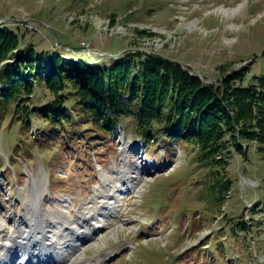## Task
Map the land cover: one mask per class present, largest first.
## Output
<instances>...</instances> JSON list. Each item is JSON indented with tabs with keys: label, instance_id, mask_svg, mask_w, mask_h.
<instances>
[{
	"label": "rangeland",
	"instance_id": "obj_1",
	"mask_svg": "<svg viewBox=\"0 0 264 264\" xmlns=\"http://www.w3.org/2000/svg\"><path fill=\"white\" fill-rule=\"evenodd\" d=\"M0 22L42 48L90 40L98 57L81 52L105 66L128 51L177 60L209 83L221 78V64L264 73V0H0ZM135 123L125 117L107 140L0 124V217L11 229L29 213L47 221L63 210L75 219L72 209L82 204L77 216L106 177L118 183L123 173L134 189L117 195L110 221L118 226L77 260L126 250L114 264H264V152L252 145L233 155L231 196L216 203L193 146L156 135L149 144ZM51 237L37 235L54 250Z\"/></svg>",
	"mask_w": 264,
	"mask_h": 264
},
{
	"label": "trees",
	"instance_id": "obj_2",
	"mask_svg": "<svg viewBox=\"0 0 264 264\" xmlns=\"http://www.w3.org/2000/svg\"><path fill=\"white\" fill-rule=\"evenodd\" d=\"M83 49L60 41L42 48L0 22V124L107 140L132 117L150 144L156 135L194 147L216 203L232 191L233 155L252 145L264 152V73L221 64V78L209 83L157 53L127 51L105 66Z\"/></svg>",
	"mask_w": 264,
	"mask_h": 264
},
{
	"label": "bare ground",
	"instance_id": "obj_3",
	"mask_svg": "<svg viewBox=\"0 0 264 264\" xmlns=\"http://www.w3.org/2000/svg\"><path fill=\"white\" fill-rule=\"evenodd\" d=\"M222 10L228 12L225 6ZM117 181L118 183L106 177L102 186L97 189L98 195L83 205L75 219L66 216L63 210H59V212H52L51 220L40 219L42 221L39 222L37 217L33 219L29 213L16 225L15 229H11L8 221L0 217V264H38L42 262L41 260H43L42 264H66V259L62 256H65V253L68 254L70 249L82 250L85 254L87 248L90 247L89 244L100 243L106 228L110 229L113 224H119L118 221H110L112 213L120 207V199L117 195L120 191H125V188L134 189V184L130 176L123 173ZM43 190V187H39V194ZM37 197L35 196V200ZM96 223L102 227L101 230L93 227ZM45 232L51 234L54 247L56 246L54 250L57 249L56 253L59 252L56 261H53L54 258H48L47 253L49 251L52 254L54 250L43 245L41 239L40 243L38 242L37 235ZM8 244L11 246L7 247ZM46 248L48 249L45 250ZM89 263L99 264V261L90 260ZM74 264H76L75 261Z\"/></svg>",
	"mask_w": 264,
	"mask_h": 264
},
{
	"label": "built area",
	"instance_id": "obj_4",
	"mask_svg": "<svg viewBox=\"0 0 264 264\" xmlns=\"http://www.w3.org/2000/svg\"><path fill=\"white\" fill-rule=\"evenodd\" d=\"M84 45H86V46H90L91 44H87V43H83Z\"/></svg>",
	"mask_w": 264,
	"mask_h": 264
}]
</instances>
